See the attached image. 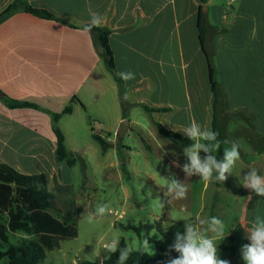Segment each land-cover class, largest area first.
<instances>
[{
	"label": "crops",
	"instance_id": "obj_1",
	"mask_svg": "<svg viewBox=\"0 0 264 264\" xmlns=\"http://www.w3.org/2000/svg\"><path fill=\"white\" fill-rule=\"evenodd\" d=\"M15 1L0 0V15ZM20 1L32 9L46 11L54 19L18 9L0 21V164L21 174H44L47 187L52 182L49 190L58 193L54 190L56 184L63 193L70 194L65 198L78 196L71 191L79 182L72 171L75 166L69 168L64 162L55 161L56 136L49 114L60 113L75 99L77 102L70 104L71 113L58 121L69 152L83 154L92 147L88 143L85 148L76 139L78 130L91 138L90 123L95 134L109 135L111 148L104 155L111 152L116 156L113 166L118 169L136 167L135 160L121 158V151L143 158L145 164L150 152L167 166L164 171H170V176L187 185L197 180L199 176L186 177L172 163H187L183 155L186 146L175 145L160 135L155 123L185 138L181 131L193 119L211 126L213 96L197 29L201 8L215 80L218 77V90L225 98V110L220 113L222 122L244 120L258 131L243 134V139L236 134L230 139L221 134L224 142L246 143L239 145L241 159L232 175L235 186L229 194L238 205L225 237L250 243L244 227L250 226L256 216L264 217V197L256 196L241 184L249 168L255 167L264 175V0H208L203 5L205 10L201 0ZM232 2H238L237 6L233 7ZM92 12L103 16L100 27L110 31L108 44L117 74H135L133 80H122L129 104L126 117L117 84L99 58L89 32L83 31ZM2 95L42 110L9 108L1 100ZM142 106L166 110L147 112ZM125 119L129 121V130L119 138L116 131ZM146 134L152 145L147 143ZM131 136L140 138V150L123 144ZM204 155L202 152L201 156ZM210 185L215 191L209 200L210 217L226 220L228 209L218 206L215 195L223 190L222 185L202 182V194ZM203 209L196 216L200 217ZM166 221L170 225L184 224L168 216ZM165 222L163 231L167 230Z\"/></svg>",
	"mask_w": 264,
	"mask_h": 264
},
{
	"label": "rangeland",
	"instance_id": "obj_2",
	"mask_svg": "<svg viewBox=\"0 0 264 264\" xmlns=\"http://www.w3.org/2000/svg\"><path fill=\"white\" fill-rule=\"evenodd\" d=\"M237 4L238 2L231 3L233 7H236ZM216 80H219L218 77H216ZM218 93L215 105L218 132L228 137V139L234 134L243 139V134L258 133L257 128L244 120L233 121L230 119L222 122L220 113L225 110L223 103L225 98L220 90H218ZM83 127L85 126L83 125ZM76 136L78 143L85 148L88 143L92 146L88 147L83 154H78L82 157L83 162H78L72 170L79 179V182H75L71 188L72 193L78 194V196L70 197L76 203L78 234L74 239L62 241L58 249L47 252L40 264H80L84 261L100 264L107 258L108 254L102 252V243L97 242H107L116 237L121 239L120 247H124L125 242L130 246L138 247L146 237L155 240L161 239L156 230L150 231V233L143 230L140 235H137L133 230L122 229L119 224L138 226L158 222L162 230V223L167 220V216L174 221H184L188 214L195 217L201 207L204 208L200 214L201 219L207 220L211 216V203L209 200L215 191L213 185H210L202 194L200 177L197 180L190 181L186 199L175 200L172 197H165L164 191L166 189L161 188L159 185L164 184L165 177L171 174L168 170L164 171V169H168L167 166L158 162L155 154L147 152V163L145 164L143 158L128 155L127 152L121 151V158L124 161L135 160L136 167L134 170L131 168L128 170L118 169L113 166L116 156L112 155L111 152L102 156L99 146L87 133L81 135L78 130ZM146 138L147 143L152 145V139L148 134H146ZM122 142L123 144H130L132 150L136 146L140 150L138 145L141 147L143 145L137 136H131L130 139L125 138ZM222 142V151L230 147V143H225L224 139ZM237 143L241 146L246 144L244 140H237ZM169 179H171V176ZM219 184L222 185L223 190L215 195L219 201L218 206L223 205L228 209L227 219L223 220L227 230V226L233 222L238 205L234 197L229 194L235 183L232 176H230L224 184ZM51 186L52 182L50 181L48 187L51 188ZM55 194L61 198L70 195L69 193H63L61 190L58 193L55 192ZM101 204H107L111 208V213L97 218L93 223H88L83 216L85 209L91 212L94 211L97 205ZM170 223L166 221L164 228L168 229ZM21 237L31 238L16 233L11 235V242L16 243ZM154 250L156 253L154 256H157V251L155 248ZM220 258L229 260L230 264H244L241 254L230 257L227 253L220 252ZM0 264H7V260H1Z\"/></svg>",
	"mask_w": 264,
	"mask_h": 264
},
{
	"label": "trees",
	"instance_id": "obj_3",
	"mask_svg": "<svg viewBox=\"0 0 264 264\" xmlns=\"http://www.w3.org/2000/svg\"><path fill=\"white\" fill-rule=\"evenodd\" d=\"M208 0H201V7ZM18 9L29 12L35 16L45 19H54L52 15L43 10H35L16 0L8 6L0 15V21ZM197 29L201 52L205 57L208 68V79L213 96V118L211 128L218 132L216 127V111L215 105L218 98V83L215 80V71L208 52L209 47L206 44V18L200 8L197 20ZM110 31L104 27H94L89 32L93 46L103 61L106 70L112 75L119 90V101L126 117L125 111L129 107L124 99L123 81L115 70L113 55L108 44ZM1 100L9 108H35L40 109L34 104L28 102L14 101L5 96H1ZM77 102L72 99L60 113H49L51 117V125L56 136L55 161L57 163L64 162L69 168L75 166L83 159L69 152L64 144V136L58 127V121L64 115L71 113V103ZM147 112L165 111L166 109L148 108L142 106ZM91 138L97 143L101 155H104L110 148L108 142V134L103 137L95 134L91 124ZM156 129L160 135L167 138L171 143L178 146H187L190 143L178 133L166 130L162 125L155 123ZM219 133V132H218ZM220 149L217 152V158H221L223 151L221 148L222 135L219 133ZM55 190H61L55 184ZM65 190L68 188H64ZM183 223L174 222L170 227L163 231L159 227V223L145 225H123L119 224L122 229L133 230L140 235L143 230L150 232L156 230L162 239H150L157 251V256L141 255L139 252H133L126 264H167L170 258H175L179 253L174 250L169 253V246L173 243L175 233L180 231L183 233ZM19 233L29 236L30 239L19 238L16 243L11 242V235ZM76 223V203L69 198H61L56 195L53 190L47 187V178L44 174H21L6 164H0V261L7 260V264H40L45 258L47 252H51L60 247L62 241L71 240L77 237ZM219 250L227 253L230 257L241 254L242 245L247 244L246 240L234 239L226 237L222 239ZM4 248V249H3ZM118 253L108 254L107 258L100 264H117ZM80 264H98L89 261Z\"/></svg>",
	"mask_w": 264,
	"mask_h": 264
},
{
	"label": "clouds",
	"instance_id": "obj_4",
	"mask_svg": "<svg viewBox=\"0 0 264 264\" xmlns=\"http://www.w3.org/2000/svg\"><path fill=\"white\" fill-rule=\"evenodd\" d=\"M103 23V16L92 12L90 21L83 31L90 32L92 28L100 27ZM118 75L125 82L135 79V74L130 71L120 72ZM124 99L127 100L128 96L125 95ZM181 132L191 141L190 145L183 148L187 163L181 165L178 160H174L173 165L181 168L186 177L199 176V181L205 185L213 182L224 184L233 175L237 162L241 159L239 144L230 142V147L223 150L222 157L217 158L215 153L220 149L219 133L214 131L210 125L205 126L193 119ZM225 143L229 142L225 141ZM161 147L163 148L164 145ZM202 152L204 156H201ZM165 178V183L159 185L166 189L165 197H172L175 200L187 198L188 185L185 182L178 180L175 176H171V179ZM241 184L256 196L264 197V175L255 167L249 168ZM248 198L252 197L248 196ZM110 213L111 208L107 204H101L91 212L85 209L83 216L88 223H93L97 218ZM183 228V233L180 231L175 233L174 241L168 249L169 253L174 250L179 255L170 258L167 264H230L229 260L220 258L219 245L222 242L219 241L228 236L225 237L226 225L221 218L212 216L204 220L188 214ZM244 228L246 239L250 241L241 247L244 264H264V217L256 216L250 226ZM120 241L121 239L113 237L107 242L97 243H102V252L105 254L118 253L117 264H126L134 251L150 257L156 254L153 244L147 237L140 242L138 247L130 246L127 242L124 247H120Z\"/></svg>",
	"mask_w": 264,
	"mask_h": 264
},
{
	"label": "water",
	"instance_id": "obj_5",
	"mask_svg": "<svg viewBox=\"0 0 264 264\" xmlns=\"http://www.w3.org/2000/svg\"><path fill=\"white\" fill-rule=\"evenodd\" d=\"M206 7L203 6V10H205ZM129 130V121L128 120H123L120 122L119 126H118V129L116 131V135L119 137V138H123L124 134Z\"/></svg>",
	"mask_w": 264,
	"mask_h": 264
}]
</instances>
